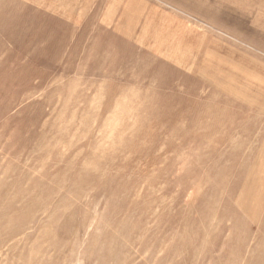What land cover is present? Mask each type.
<instances>
[{
  "label": "rangeland",
  "instance_id": "1",
  "mask_svg": "<svg viewBox=\"0 0 264 264\" xmlns=\"http://www.w3.org/2000/svg\"><path fill=\"white\" fill-rule=\"evenodd\" d=\"M0 264H264V0H0Z\"/></svg>",
  "mask_w": 264,
  "mask_h": 264
}]
</instances>
